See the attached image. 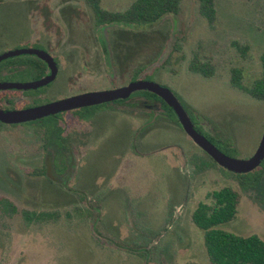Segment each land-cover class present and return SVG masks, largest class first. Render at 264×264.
Wrapping results in <instances>:
<instances>
[{
    "label": "rangeland",
    "instance_id": "rangeland-1",
    "mask_svg": "<svg viewBox=\"0 0 264 264\" xmlns=\"http://www.w3.org/2000/svg\"><path fill=\"white\" fill-rule=\"evenodd\" d=\"M131 1L100 5L122 10ZM214 2L212 23L199 13V0H181L177 12L154 21L96 23L84 0L6 1L0 53L42 48L58 62L53 80L40 91L16 94L14 107L122 85L137 69L136 78L171 89L223 152L250 156L264 129V99L233 86L229 77L232 66H241L246 78L259 70L264 0ZM234 40L247 50L241 52ZM195 53L214 66L212 75L188 68ZM33 57L0 60V81L36 79V67L25 62ZM56 119L70 143L60 151ZM45 163L46 173H33ZM224 185L238 190L240 200L235 216L215 227L264 239V188H243L162 113L158 100L136 94L38 120L3 122L0 196L19 209L57 208L60 215L27 223L20 211L0 208V264H210L203 229L191 213Z\"/></svg>",
    "mask_w": 264,
    "mask_h": 264
},
{
    "label": "trees",
    "instance_id": "trees-1",
    "mask_svg": "<svg viewBox=\"0 0 264 264\" xmlns=\"http://www.w3.org/2000/svg\"><path fill=\"white\" fill-rule=\"evenodd\" d=\"M84 1L92 9L96 23H142L160 19L167 13L177 12L180 7L181 0H132L129 5L122 10L106 9L100 5L101 0ZM198 9L199 13L206 19L208 23L214 22L216 18L214 0H199ZM232 43L235 44V46L243 53L248 48L247 44H238L235 40ZM25 62L36 67L39 76L44 74L46 62L40 57L35 55V57L28 58ZM259 65L260 67L257 73L253 77L248 78L245 77L244 69L241 66H232L230 68L229 79L233 86L237 87L248 95L257 99H264V49L259 54ZM188 68L204 75H212L214 72V66L208 60L200 59L196 53L191 56L188 63ZM138 71L139 70L137 69L134 70L132 72V77L134 76V78H136L139 73ZM9 92L10 90L8 89H0V109L11 108L12 105L7 104L4 101L7 99ZM133 94H139L148 99L153 98L158 100L164 113L170 119L176 121V123L180 125L172 107L156 93L149 90L140 89L134 91ZM119 100H122V98L98 104ZM50 115L52 114L47 116ZM77 117L79 118L80 116ZM52 122L54 123L53 129L58 130L56 136L57 141L60 144V151V149L67 147L66 142L68 141V137L62 133L63 129L58 119L52 120ZM2 123L3 122L0 121V125ZM195 127L200 132L204 133L213 143H215L210 137V134L203 130L200 125L195 124ZM48 134L52 133H47V135ZM44 138L45 137L42 136V139ZM218 148L220 149V147ZM209 158L214 163H216V161L210 155ZM47 167L48 164L45 163L43 166L34 168L32 171L36 174L46 173ZM232 173L237 176V179L243 188H255L257 186L259 188H264V157L259 165L254 167L252 170L242 173ZM209 195L212 199V202H198L196 207L192 210L191 218L198 227L203 229V241L210 264H264V239H262L259 235L256 233L243 235L215 227V225L218 223L230 220L235 216L237 205L240 200L239 191L230 185H224L221 188L212 190ZM0 208L7 213H15L20 211L27 223L32 221L55 220L60 215V212L57 208L41 210L30 208L19 209L16 204L6 196H0ZM186 264L200 263L196 261H189Z\"/></svg>",
    "mask_w": 264,
    "mask_h": 264
},
{
    "label": "water",
    "instance_id": "water-1",
    "mask_svg": "<svg viewBox=\"0 0 264 264\" xmlns=\"http://www.w3.org/2000/svg\"><path fill=\"white\" fill-rule=\"evenodd\" d=\"M20 53H32L42 58L49 65V72L42 78L30 82L0 81V89L36 87L46 84L54 78L57 69L56 61L45 49L35 47L9 49L0 53V60ZM139 89L152 91L166 101L174 110L181 127L187 135L223 168L235 173L248 172L259 165L263 159L264 129L257 146L250 156L246 158L231 156L219 149L215 143L194 126L188 112L171 89L160 82L148 78H134L122 85L84 90L25 107L0 109V121L18 123L33 120L59 111L123 98Z\"/></svg>",
    "mask_w": 264,
    "mask_h": 264
},
{
    "label": "flooded vegetation",
    "instance_id": "flooded-vegetation-1",
    "mask_svg": "<svg viewBox=\"0 0 264 264\" xmlns=\"http://www.w3.org/2000/svg\"><path fill=\"white\" fill-rule=\"evenodd\" d=\"M6 1H10V0H0V12H1V9H2V7H3V4L6 2ZM102 41H103V39H102ZM14 49V48H13ZM46 50V49H45ZM46 51H48V50H46ZM49 52V51H48ZM52 56H53V58H54V60L56 61V66H57V69H56V73H57V71H58V62H57V60H56V57L51 53V52H49ZM37 56V55H36ZM42 59V58H41ZM49 65L46 63V69H45V72H44V74H42V75H38V77L36 78V79H34V80H38V79H40V78H42L43 76H45L48 72H49ZM56 73H55V75H56ZM55 77V76H54ZM134 79V78H133ZM34 80H29V81H20V82H30V81H34ZM53 80V79H52ZM130 80V79H129ZM51 81V80H50ZM49 81V82H50ZM49 82H47V83H49ZM46 83V84H47ZM43 85H45V84H43ZM43 85H40V86H36V87H28V88H16V87H10V88H5V89H8V90H10V92H9V95H8V97H7V99H5L4 101H5V103H7V104H10V105H12L11 106V108H19V107H14V106H16V104L18 103L17 101H14L15 100V97H16V94H18V93H25V94H30V93H34L35 91H40V90H42V89H40V88H42L43 87ZM112 87V86H111ZM140 90V89H139ZM84 91V90H83ZM136 91V90H135ZM134 92V91H133ZM133 92H131L128 96H126V97H123L122 98V100H119V101H114V102H121V101H124V100H126V99H128V98H130L131 96H133V95H136V94H133ZM15 96V97H14ZM35 97V96H34ZM144 97V96H143ZM35 99H37L36 97L35 98H33L30 102H32L33 100H35ZM116 99H118V98H116ZM144 99H145V101L146 100H148V98H146V97H144ZM150 99H153V98H150ZM114 100V99H113ZM154 100H156V99H154ZM14 101V102H13ZM109 101H111V100H109ZM144 100H142L141 102H143ZM19 102H21V101H19ZM45 102V101H44ZM105 102H107V101H105ZM27 103V102H26ZM34 103V102H33ZM26 104V105H24L23 107H25V106H29V105H34V104H38V103H34V104ZM111 103H113V102H111ZM98 104V103H97ZM110 104V103H109ZM133 105H135V103H133ZM152 105V107H150V112H151V115L150 116H156V112H154V104H151ZM8 109V108H7ZM161 110H162V113L164 114V115H166L165 113H164V111H163V109H162V106H161ZM153 114V115H152ZM47 116V115H46ZM167 116V115H166ZM44 117V116H43ZM168 117V116H167ZM42 118V117H41ZM38 119V118H37ZM33 120H35V119H33ZM192 122H193V120H192ZM193 124H194V122H193ZM197 124L199 125V123H198V121H197ZM196 124V125H197ZM194 126H195V124H194ZM183 129V128H182ZM204 130V129H203ZM207 132V131H206ZM204 134V133H203ZM67 137H68V134H65ZM205 135V134H204ZM69 140V139H68ZM66 145H67V147L68 146H70V143L67 141L66 142ZM70 150V149H69ZM69 150H68V152H69ZM52 161V160H51ZM57 170H58V168H56Z\"/></svg>",
    "mask_w": 264,
    "mask_h": 264
}]
</instances>
